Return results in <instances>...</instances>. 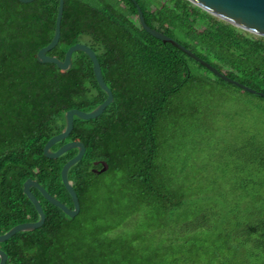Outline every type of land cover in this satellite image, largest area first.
Here are the masks:
<instances>
[{"label": "trees", "instance_id": "obj_1", "mask_svg": "<svg viewBox=\"0 0 264 264\" xmlns=\"http://www.w3.org/2000/svg\"><path fill=\"white\" fill-rule=\"evenodd\" d=\"M137 2L149 25L264 92V36L190 0ZM59 5L0 0V234L40 218L24 192L28 178L74 208L61 171L79 148L49 158L44 146L65 130L67 111H91L108 96L85 51H75L66 70L39 59L54 37ZM61 25L47 53L64 60L75 43L92 46L114 100L95 118L76 115L72 133L54 146L87 145L68 174L80 212L70 216L33 186L46 220L0 242L6 264H264V127L253 114L264 113V96L153 36L133 0H65ZM215 95L219 103L233 100L230 119L246 113L254 125L220 166L201 160L199 174L183 176L170 169V132L190 107L211 114ZM209 175L230 188L195 186ZM106 179L112 184L103 191Z\"/></svg>", "mask_w": 264, "mask_h": 264}, {"label": "water", "instance_id": "obj_2", "mask_svg": "<svg viewBox=\"0 0 264 264\" xmlns=\"http://www.w3.org/2000/svg\"><path fill=\"white\" fill-rule=\"evenodd\" d=\"M20 1L31 2L33 0H20ZM133 1L137 6L138 17L141 25L153 36L163 40L164 42L172 43L173 45H175L176 47L180 48L182 51L193 57L195 60L202 63L204 66L209 68L212 72H214L224 80H227L249 92L264 96L263 91L252 88L242 83L241 81L228 76L226 73L219 70L212 63L199 56L196 52L192 51L190 48L182 44L177 39L149 25L146 21L141 5L137 2V0H133ZM190 1L204 8L205 10H207L208 12L219 18L231 22L232 24L239 26L243 29H246L248 31L264 36V0H190ZM64 6H65V0H60L54 37L48 45L42 47L39 50L38 57L43 62L56 63L61 69L66 70L72 64L73 53L77 50L85 51L93 60V67L96 78L100 86L103 89H105L108 96L101 104H99L95 109L91 111H84L77 108H73L67 111L66 113L67 125L65 130L59 134L52 136L44 146L43 154L49 158H56L72 148L75 147L79 148L78 153L65 163L61 171L63 182L69 193L72 195L75 205L74 208L69 207L60 199L52 195L38 181L32 178H28L24 182V192L29 196V198L35 204L39 212L40 218L37 220L22 222L15 225L6 233L0 234V242L10 239L13 235L18 233L19 231L33 230L38 227H41L44 224L46 220V213L43 209L40 200L32 190L33 186L37 187L50 202L63 209L70 216L74 217L80 212L81 210L80 199L76 189L70 183L68 174L70 168L73 165H75L84 156L87 150V145L83 139H75L66 142L65 144L61 145L56 149H54V146L58 142L67 138L72 133L74 129L76 115L84 119L95 118L101 115L106 109V107L114 100L113 91L105 81L100 60L98 58L96 51L92 46L84 42H77L67 50L64 60H61L60 58L49 55L47 53L49 50L53 49L60 40ZM107 168L108 165L104 163V166L100 171H104ZM0 257H1L0 264H6L8 260V254L1 248H0Z\"/></svg>", "mask_w": 264, "mask_h": 264}, {"label": "rangeland", "instance_id": "obj_3", "mask_svg": "<svg viewBox=\"0 0 264 264\" xmlns=\"http://www.w3.org/2000/svg\"><path fill=\"white\" fill-rule=\"evenodd\" d=\"M220 98V95H215V105L217 106L208 116H205L200 108L190 107L188 118L170 132V155L175 158L170 169H174L179 173L182 172L181 174L187 177L199 174L201 160H206V163L210 166H220L225 158H229V148H234L236 144L242 143L245 136L244 131L253 126L254 122L250 119L248 120L246 113H242L244 114L242 116L241 114L236 115L234 119H230L229 114L234 112L231 104L233 100L223 104L219 103L218 99ZM253 114L260 120L259 128H263L264 113L255 111ZM212 177L209 175L208 182L206 180H203L204 182L198 180V182H195V186L198 188L212 187L218 190L222 189V185L225 184L220 175L219 180L222 185L220 183H211ZM111 184L112 181L109 179L104 180L102 190L107 191ZM224 188L229 189L230 185H225Z\"/></svg>", "mask_w": 264, "mask_h": 264}]
</instances>
